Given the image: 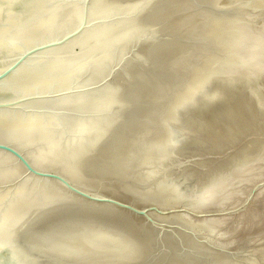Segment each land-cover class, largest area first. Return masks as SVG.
I'll return each instance as SVG.
<instances>
[{
  "label": "water",
  "instance_id": "obj_1",
  "mask_svg": "<svg viewBox=\"0 0 264 264\" xmlns=\"http://www.w3.org/2000/svg\"><path fill=\"white\" fill-rule=\"evenodd\" d=\"M263 10L0 0V264H264V182L180 191L161 122L191 58Z\"/></svg>",
  "mask_w": 264,
  "mask_h": 264
},
{
  "label": "rangeland",
  "instance_id": "obj_2",
  "mask_svg": "<svg viewBox=\"0 0 264 264\" xmlns=\"http://www.w3.org/2000/svg\"><path fill=\"white\" fill-rule=\"evenodd\" d=\"M253 20L260 28L251 36L248 48L258 40L264 42V15ZM258 54L257 61L254 60L257 63L250 61L244 67L240 62L229 69L223 68V72L213 77L212 87L222 82L226 75V87L217 88L220 98L208 105L205 113L197 115V118L195 114L193 117L186 114L190 111L197 113L205 102L198 103L190 111L183 110L178 123L187 121L185 135L192 136L186 139L187 144L183 143L184 149L181 147L182 151L176 152V158L170 160L174 175L167 179L171 184H178L179 178H193L194 192L217 184L246 201L254 185L264 182V51ZM171 168L168 166L169 171ZM183 192L189 193L187 190ZM262 204L264 185L256 191L250 205Z\"/></svg>",
  "mask_w": 264,
  "mask_h": 264
},
{
  "label": "bare ground",
  "instance_id": "obj_3",
  "mask_svg": "<svg viewBox=\"0 0 264 264\" xmlns=\"http://www.w3.org/2000/svg\"><path fill=\"white\" fill-rule=\"evenodd\" d=\"M261 14L264 15V10L259 15ZM252 21L244 29L238 32V34L233 39H231L223 46L217 48H210L197 52L188 63L187 66L188 70L186 68V72L188 71V75L186 79L184 80V82L180 80L181 88L179 89V86L176 87L175 93H173L172 96L167 99L161 117V122L163 124L165 131L167 132V135L172 145L171 151L167 156L163 166L164 174L167 175V176L165 175L167 178H169V176L171 177V174L174 175V173L172 172L174 171L172 170L173 166L172 168L170 167L172 158L175 156L176 152L181 147L184 149L182 145L184 142L188 143L187 140H188V136L190 135V134L185 135L186 134L185 131L188 130L186 129L184 130V125L185 123L188 122L186 121L184 124H182V122L178 123L179 117L183 113V110L186 111L189 109L190 111L198 103L205 102L201 104L197 113H193L190 111V113H186V114H189L188 117L190 116L193 117V115L195 114L196 117L197 115L205 113V110L209 107L208 105L211 106V104H214L216 101L219 100L220 93L218 91L221 90L222 87L226 84L224 83L226 82L225 81L226 75H224L222 77L223 78L222 82L212 87L211 84L213 81V77L223 72L224 70L223 68L225 67L226 69H229L231 65H236L240 62H241L240 64H243V66L245 64L247 66V64H249L250 61L254 62L255 59H256L255 61H257L256 57L259 55L258 53L262 52V50L264 51V42L263 41L260 42V40L256 41L255 44H252V46L254 45V47L251 46V48H248V43L251 40L250 38H252L251 36L257 34L258 33L257 31L260 28V26L258 27L257 26L258 24L255 23L256 22L255 20ZM258 49H260L261 51L260 50L258 51ZM225 87L226 86H224V88ZM209 88H211L210 90L211 93L209 92ZM217 88H219V90ZM189 119L190 118H188V120ZM189 121L191 122V120ZM191 125L192 124H190V126ZM192 133L194 132L192 131ZM191 136L192 135H190V138ZM168 166L169 168H171L170 169L171 171H169ZM172 185L182 192L185 190L189 192H194L192 190L193 188H195L194 179L188 177L179 178V183L176 185L175 184ZM200 189L202 188H199V190Z\"/></svg>",
  "mask_w": 264,
  "mask_h": 264
}]
</instances>
